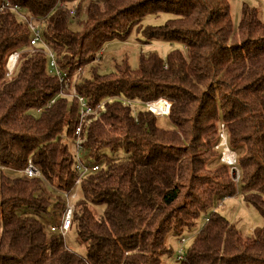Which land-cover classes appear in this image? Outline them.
Listing matches in <instances>:
<instances>
[{
  "label": "trees",
  "instance_id": "1",
  "mask_svg": "<svg viewBox=\"0 0 264 264\" xmlns=\"http://www.w3.org/2000/svg\"><path fill=\"white\" fill-rule=\"evenodd\" d=\"M7 1L23 12L0 11V264H161L171 252L167 238L183 234L194 235L179 264H264V222L248 237L215 210L241 194L264 221V22L257 9L244 4L234 23L230 0H0V7ZM161 14L171 17L142 26L147 15ZM23 16L43 20L47 47L73 75L134 29L183 47L166 60L141 56L137 69L124 63L101 74L92 67L75 84L91 106L106 102L83 128V155L100 166L75 199L70 232L84 254L45 220L55 222L65 208L49 184L72 191L79 177L70 141L78 103L59 96L46 47L31 48ZM14 52L19 59L8 75ZM159 99L170 104V129L144 106ZM220 124L237 155L238 182L216 149ZM30 160L41 178L23 173Z\"/></svg>",
  "mask_w": 264,
  "mask_h": 264
},
{
  "label": "rangeland",
  "instance_id": "2",
  "mask_svg": "<svg viewBox=\"0 0 264 264\" xmlns=\"http://www.w3.org/2000/svg\"><path fill=\"white\" fill-rule=\"evenodd\" d=\"M244 4L249 5L252 8L257 9L259 13V18L264 22V0H230V7H231V18L234 23H236L240 17V12L242 6ZM171 16L167 14L157 15H147L142 22V26L146 27L148 25H161L163 24L168 18ZM182 45L177 42H169L163 40H153L149 41L145 38L143 33L139 29H134L131 34L126 39H117L107 43L104 48L97 54L95 61H93L89 66L83 69L84 76L90 77L91 71L90 68L94 67L99 71L101 74L111 73L114 71L117 65H123L124 63H128L132 69H137L139 65V61L141 56H148L151 53H156L160 55L164 60H166L167 55L169 52L175 49H182ZM184 53H186L184 49ZM88 70V71H87ZM165 100V99H159ZM169 114V112H168ZM157 123L160 127L165 129L172 128L170 124L168 116L164 117H157ZM220 137L219 142L216 145L217 151L220 152L221 157L220 160L222 163L224 155L226 154L225 159L228 157L233 161H236V168L231 166V170L234 169L239 170L237 167V155L233 151H231L227 139L228 135L224 133L226 136L223 138L222 134V127L220 124ZM71 144V143H70ZM223 145V146H222ZM71 149L75 150V147L71 144ZM225 153V154H224ZM238 174L237 179L234 181L238 182ZM81 196V191L78 190V197ZM55 202V198H53ZM75 203V200H74ZM96 212L98 215H101L103 212L102 206H97ZM215 210L223 214L232 224L236 226L238 230L244 236H252L254 235V231L256 228H260L263 225V219L258 213V211L250 206L249 204L245 203L241 194L236 195L234 197H228L224 199L222 202H219L215 205ZM48 224H58L60 219L55 220V222H51L50 219L47 217L45 218ZM52 220V219H51ZM202 224V223H201ZM200 222L197 223L195 228L196 231L201 226ZM194 235V234H193ZM192 234H183V236H175L170 235L166 240V245L170 253H166L161 258V264H179L178 262V254L181 249L187 250L190 245L192 244ZM186 239V243L184 245L181 244L182 239ZM67 245L69 248L80 254L85 253V248L81 246L79 241L77 240L76 233L72 230L69 231L67 238H66Z\"/></svg>",
  "mask_w": 264,
  "mask_h": 264
},
{
  "label": "built area",
  "instance_id": "3",
  "mask_svg": "<svg viewBox=\"0 0 264 264\" xmlns=\"http://www.w3.org/2000/svg\"><path fill=\"white\" fill-rule=\"evenodd\" d=\"M5 9L12 10L13 12H17L18 14L23 12L20 7L11 5L8 1L2 4V6L0 7V11H3ZM23 19H25V21L29 26V29L32 32V36L30 39L31 48H35L37 45H41L43 48L46 47V50H43L42 52L49 58L51 70L59 80V84L61 87V92L59 93V96H68L71 99L76 100L78 103V112H79L80 121L78 127L75 130L74 137L70 140L73 147H75V169L79 174V177L75 183V189L72 191H64L49 184V186L55 192H58L59 194L62 195V197H64L65 208L60 220L58 221V224L57 225L50 224L48 228L51 232L61 234L63 238H66V236L68 235L71 229L72 217L75 209L74 200L78 197V189L80 188L81 181L88 174L92 172H96L100 169V166L98 164L89 163L83 155L82 152L83 128L84 125L88 122L89 117L95 118L104 111L106 102L103 101L97 104L96 106H91L89 100L79 95L76 91L75 84L78 81L80 74L83 72L82 71L83 69L78 68L75 71L74 75L71 74L69 70L62 69L57 64L58 63L57 55L47 47V44L44 41L43 20L37 21L34 20L33 18L26 20V17L24 16ZM19 55L20 54L18 52H14L13 54L10 55L7 62L8 75H11L15 70L19 59ZM107 101L111 102L112 99H109ZM144 106L148 111H150L157 117L168 116V112L170 109V104L166 100L147 102L144 103ZM221 127H222L221 136L224 138L226 136L224 133L227 134V132L225 130L224 124H221ZM225 157L226 154L222 159L223 162H225V164L229 166H232L233 168H236L235 167L236 161L235 160L230 161L228 159H225ZM2 169L5 170L6 168L3 167ZM23 173L26 174L28 177H39V178L42 177L40 170L32 163L31 160L29 161L27 167L24 169ZM237 173H239V170H237ZM238 179H239V174H238ZM185 243H186V239L183 238L181 244L184 245ZM184 253H185V249H181L179 251L178 261H182L184 259Z\"/></svg>",
  "mask_w": 264,
  "mask_h": 264
},
{
  "label": "water",
  "instance_id": "4",
  "mask_svg": "<svg viewBox=\"0 0 264 264\" xmlns=\"http://www.w3.org/2000/svg\"><path fill=\"white\" fill-rule=\"evenodd\" d=\"M232 176H233V179H236L237 178V170L236 169H234L232 171Z\"/></svg>",
  "mask_w": 264,
  "mask_h": 264
},
{
  "label": "crops",
  "instance_id": "5",
  "mask_svg": "<svg viewBox=\"0 0 264 264\" xmlns=\"http://www.w3.org/2000/svg\"><path fill=\"white\" fill-rule=\"evenodd\" d=\"M223 146V145H222Z\"/></svg>",
  "mask_w": 264,
  "mask_h": 264
}]
</instances>
